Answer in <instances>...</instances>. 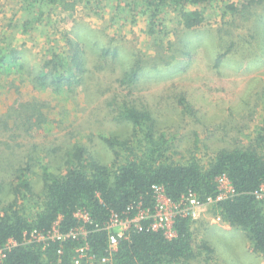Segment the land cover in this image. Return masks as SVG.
I'll use <instances>...</instances> for the list:
<instances>
[{
    "label": "rangeland",
    "instance_id": "374dc122",
    "mask_svg": "<svg viewBox=\"0 0 264 264\" xmlns=\"http://www.w3.org/2000/svg\"><path fill=\"white\" fill-rule=\"evenodd\" d=\"M76 1L66 10L63 1L0 0L4 179L30 162L41 193L44 167L54 168L61 150L75 142L111 163L114 152L103 137L124 138L135 127L122 118L126 103L150 109L157 130L171 138L173 158L183 163L193 155L208 163L222 148L264 136V0L184 8L155 0ZM195 11L200 15L184 17ZM12 49L20 53L14 63ZM77 49L87 69L81 87L44 85L47 60L59 53L70 61ZM135 70L142 73L136 87L127 76ZM183 97L188 103L179 102ZM259 197L264 201V193ZM217 202L192 210L196 257L189 264H264L246 232L216 214ZM175 203L169 216L181 201Z\"/></svg>",
    "mask_w": 264,
    "mask_h": 264
},
{
    "label": "trees",
    "instance_id": "16d2710c",
    "mask_svg": "<svg viewBox=\"0 0 264 264\" xmlns=\"http://www.w3.org/2000/svg\"><path fill=\"white\" fill-rule=\"evenodd\" d=\"M61 2L66 10L77 6L76 0ZM212 0H155L176 6L199 5ZM200 15L189 12L184 17ZM191 19H193L191 17ZM194 22L187 23L189 27ZM80 45L79 42L76 43ZM82 51V49H81ZM16 50L8 53L10 62L17 60ZM64 57L59 53L47 60L49 69L42 76L48 86L73 87L84 83L85 59L79 55ZM5 59H0V64ZM22 63V62H20ZM22 66V65H20ZM64 70V71H63ZM42 72L40 73V75ZM128 82L136 87L142 73L131 71ZM131 86V85H130ZM78 87V88H79ZM133 87V86H131ZM181 104L188 103L183 97ZM187 108V107H186ZM123 119L133 123V133L127 137H103L114 152V159L100 161L86 144L75 142L60 153L54 168L44 167L40 174L41 193L35 192L30 162L16 166L13 178L4 179L0 173V247L9 240L16 246L6 249L5 264H73L76 249L87 244L89 251L107 256L110 230L107 225L114 216L131 219L141 210L155 211L156 187L164 189L173 201L186 199L190 193L205 202L219 193L218 179L227 176L235 195L219 200L216 214L229 225L246 232L253 250L264 257V201L256 192L264 184V136L259 134L248 145L222 148L208 162L191 156L187 162L173 158L171 138L156 127V119L148 107L127 104ZM34 205L28 206L29 202ZM86 211L89 221L77 214ZM152 220L143 221L142 230H130L121 239L109 264H189L194 253L189 215H179L177 236L168 238L162 230L150 227ZM58 223L61 234H68L79 226L85 235L65 236L40 242H24L26 234L37 230L47 233Z\"/></svg>",
    "mask_w": 264,
    "mask_h": 264
},
{
    "label": "built area",
    "instance_id": "2783aa9c",
    "mask_svg": "<svg viewBox=\"0 0 264 264\" xmlns=\"http://www.w3.org/2000/svg\"><path fill=\"white\" fill-rule=\"evenodd\" d=\"M228 185L231 189L229 193L224 190V187ZM218 186L220 193L216 198H209L207 201H201L197 195L190 193L186 199H181V204L177 209L176 213H172V216L167 214L168 206L175 205V201H173L170 197L167 196L164 189L161 187H156V204L155 211L152 212L150 209L141 210L135 217L131 219H121L118 216H114L110 223L107 225V228L110 230V238L108 242V254L107 256H98L96 254H92L89 251V247L87 244L82 245L81 247L76 249L77 255L73 260V264H109L111 260V256L115 254V251L118 249L119 243L122 238L125 237L126 232L130 230H142L143 229V221L144 220H152L150 222V227L154 230H162L166 237L174 238L177 236V228L175 227V217L177 218L179 215H193L192 210L200 206L204 203H208L211 201H219L223 196L231 197L235 195V188L233 184L229 180L227 176H221L218 179ZM264 193V184L261 186V189L256 192V196L258 198L260 194ZM225 197V198H226ZM178 201V202H180ZM177 207V206H176ZM79 219L84 221H89L90 216L86 211H80L77 214ZM171 218V219H170ZM177 221V220H176ZM116 227H121L120 229H116ZM88 231L84 226H79L68 234H61L59 230L58 223H56L52 230L47 233H43L37 230L26 234L24 238V242H40L46 241L48 239L54 238H62L65 236H77V235H85ZM17 242L15 240H9V242L4 246L0 247V264H5L6 257V249H9L13 246H16Z\"/></svg>",
    "mask_w": 264,
    "mask_h": 264
}]
</instances>
